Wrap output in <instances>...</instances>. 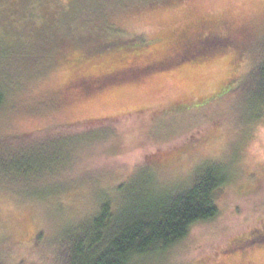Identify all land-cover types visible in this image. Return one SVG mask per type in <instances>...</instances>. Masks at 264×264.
<instances>
[{
    "label": "rangeland",
    "instance_id": "obj_1",
    "mask_svg": "<svg viewBox=\"0 0 264 264\" xmlns=\"http://www.w3.org/2000/svg\"><path fill=\"white\" fill-rule=\"evenodd\" d=\"M148 1L153 0L110 1L109 6L114 8L110 20L119 34L141 35L146 40L159 38L169 46L186 28L199 25L198 30H203L228 21L247 34L252 43L238 54L214 53L203 63L183 62L87 93H72L67 86L115 68L119 58L107 53L83 65L46 63L36 67L35 72L33 64L13 69L19 55H2L13 62L6 65L0 58V88L5 96L0 107V136L22 135L25 140L29 136L26 133L42 136L50 131L72 142L74 137L92 130L103 134L87 143L75 140L62 146L58 150L61 164L52 173L42 171L46 174L30 177L24 184L16 183L44 196L64 183L73 187L55 190L51 198L46 196L47 203L37 200L36 194L24 195L16 186L6 189L0 185V264L56 263L55 242L60 243L59 236L76 228L79 222H75L93 208L89 193L114 182L126 183L125 189L135 186L149 192L168 191L183 185L186 180H177L205 162L218 163L227 175L225 184L214 193L219 214L194 225L165 257L156 254L131 264H260L264 260V244H235L264 223V103L254 97L243 100L239 94L211 100L251 77L256 65L264 60V5L260 0H180L163 6ZM6 4L10 2L0 1L2 7ZM5 11L0 9V23L12 26L15 22ZM46 21V16L35 15L19 25L37 29L35 39L30 41L39 47L32 54L37 60L48 51L55 31ZM65 27L64 22L60 28ZM145 54L152 56L155 52L151 49ZM166 108L176 112L165 116L154 113ZM183 108L187 110L179 111ZM92 119L105 122L87 130L89 123L85 122ZM111 121L118 122L120 130ZM165 132L170 135L160 138ZM42 141L37 137L36 147ZM19 149L3 150L4 160L44 150ZM164 150L177 153L175 159L161 160ZM150 155L154 156L147 161ZM142 166L156 174L145 181L148 173ZM139 176L141 180L136 179ZM108 199L120 200L111 190Z\"/></svg>",
    "mask_w": 264,
    "mask_h": 264
},
{
    "label": "trees",
    "instance_id": "obj_2",
    "mask_svg": "<svg viewBox=\"0 0 264 264\" xmlns=\"http://www.w3.org/2000/svg\"><path fill=\"white\" fill-rule=\"evenodd\" d=\"M92 1L90 5V0H8L10 5L6 4L4 7L0 5V9L7 10L5 13L12 17L15 24L9 26L6 23H0V58L2 55L11 54V58L13 55H19L15 59L16 62L8 57L2 60H5L6 65H12L13 62V69L14 67L21 69L20 66L30 68L33 64L35 72L38 71L36 67H42L46 63L48 66L83 65L96 61L107 53L119 58L120 64L115 68L102 71L96 76L75 80L67 86L72 93L77 91L87 93L104 88L111 83L132 81L154 71L167 70L183 62L205 61L214 53L232 51L238 54L241 53V49L252 43L247 34L234 28L228 21L203 30H198L201 29L199 25L186 28L169 46L164 45L159 38L146 40L141 35H122L116 31L110 20L111 8L114 10L113 6H109L111 0ZM176 1L180 0H153L148 3L163 6ZM40 13L42 15H39ZM35 15L46 16V22L49 21L50 25L49 29H55L48 51L40 54L41 58L38 60L32 54H36L39 47L37 44L30 43L35 39L34 31L37 29L19 26L20 23L26 22ZM64 22L66 27L62 29L60 27ZM151 49L155 54L152 56L145 54ZM29 57L32 59L29 60ZM251 74V77L245 79L235 89L216 95L211 100L219 101L223 97L239 94L243 100L254 97L256 101L264 103V60L256 65ZM4 97L0 88V107ZM205 105L207 103L192 106ZM183 110L187 108L179 111ZM175 112L166 108L154 113L165 116ZM104 122L102 119L86 121V124L89 123L86 129L94 126L97 128L96 124L100 125ZM111 122L120 130L117 127L118 122ZM64 128L67 127L64 126ZM49 132L43 133L42 136L32 132L26 133L29 136L25 140L22 135L0 136V185L2 188L16 186L26 196L38 195L37 200L42 199L44 203H47L45 198H51L56 191L73 188L68 183H64L61 187L56 186L53 193L47 192L46 197L36 189L30 190V188L16 185L18 182L26 183L30 177L45 175L46 173L42 171L47 170L50 174L56 169L61 164L58 150L62 146L74 144L75 140L87 143L86 140L95 139L96 136L103 134L102 131L92 130L80 134L78 138L74 137L75 140L71 142L62 134L53 135L54 133L49 134ZM160 135V138H165L170 133L165 132ZM36 136L43 138L39 147H36L38 146L35 143ZM32 140L34 142H31ZM19 148H30L25 152L35 148L44 150L10 161L4 160L3 150H20ZM54 151L57 153L56 156ZM165 153L167 155H164ZM174 155L177 153L164 150L161 160L172 161L175 159ZM42 156H44L43 161ZM153 156H146L147 161H150ZM48 166L52 169L47 168ZM141 169L148 173L145 181L156 174L147 166H142ZM193 169L192 173L177 180H186L182 183L183 185L177 188L170 186L168 191L149 192L147 189L134 188L135 186L125 189L126 183L114 182L108 188L89 193L88 197H91L93 208L75 222H79L76 228L63 232L59 236L60 243L55 242L58 248L55 254L56 263L50 260L49 264H131L134 260L152 258L156 254L165 257L180 245L194 225L213 220L219 214L214 193L227 181L226 173L216 162L201 163ZM141 177L136 179L141 180ZM110 190L112 195L120 198L119 201L111 202L108 199ZM248 236L237 239L235 244L238 243V247L264 244V223ZM245 237L248 238L242 239Z\"/></svg>",
    "mask_w": 264,
    "mask_h": 264
},
{
    "label": "snow or ice",
    "instance_id": "obj_3",
    "mask_svg": "<svg viewBox=\"0 0 264 264\" xmlns=\"http://www.w3.org/2000/svg\"><path fill=\"white\" fill-rule=\"evenodd\" d=\"M260 3L264 5V0H260ZM262 15H264V11H262ZM260 264H264V260H261Z\"/></svg>",
    "mask_w": 264,
    "mask_h": 264
},
{
    "label": "flooded vegetation",
    "instance_id": "obj_4",
    "mask_svg": "<svg viewBox=\"0 0 264 264\" xmlns=\"http://www.w3.org/2000/svg\"><path fill=\"white\" fill-rule=\"evenodd\" d=\"M185 107H187V106H185Z\"/></svg>",
    "mask_w": 264,
    "mask_h": 264
}]
</instances>
